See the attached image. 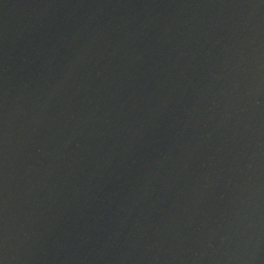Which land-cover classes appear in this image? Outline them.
<instances>
[{
  "label": "water",
  "instance_id": "obj_1",
  "mask_svg": "<svg viewBox=\"0 0 264 264\" xmlns=\"http://www.w3.org/2000/svg\"><path fill=\"white\" fill-rule=\"evenodd\" d=\"M0 264H264V0H0Z\"/></svg>",
  "mask_w": 264,
  "mask_h": 264
}]
</instances>
